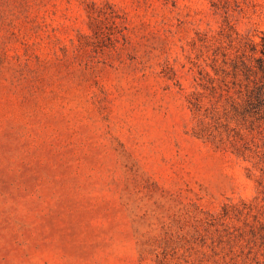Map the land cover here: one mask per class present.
Masks as SVG:
<instances>
[{
  "label": "rangeland",
  "instance_id": "obj_1",
  "mask_svg": "<svg viewBox=\"0 0 264 264\" xmlns=\"http://www.w3.org/2000/svg\"><path fill=\"white\" fill-rule=\"evenodd\" d=\"M263 34L264 0H0V264H264V114L215 71Z\"/></svg>",
  "mask_w": 264,
  "mask_h": 264
},
{
  "label": "trees",
  "instance_id": "obj_2",
  "mask_svg": "<svg viewBox=\"0 0 264 264\" xmlns=\"http://www.w3.org/2000/svg\"><path fill=\"white\" fill-rule=\"evenodd\" d=\"M233 42V39H230ZM233 46V45H232ZM230 53H223L221 65L215 71L230 76L243 101L244 115H262L264 107V34L260 41L240 38L238 46ZM237 110V109H236Z\"/></svg>",
  "mask_w": 264,
  "mask_h": 264
}]
</instances>
